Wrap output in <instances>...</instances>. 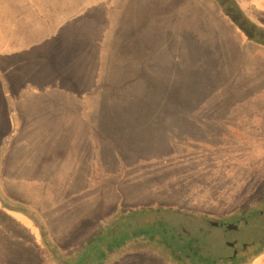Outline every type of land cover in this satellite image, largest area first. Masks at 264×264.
Wrapping results in <instances>:
<instances>
[{"label": "rangeland", "instance_id": "rangeland-1", "mask_svg": "<svg viewBox=\"0 0 264 264\" xmlns=\"http://www.w3.org/2000/svg\"><path fill=\"white\" fill-rule=\"evenodd\" d=\"M113 1L110 26L120 23L121 30L109 32L105 53L110 66L119 53L140 54L137 58L142 60L150 55L142 50L153 53V46L134 47L133 41L139 39L166 40V54L186 55L181 41L192 44L210 28H221L213 12L225 16L217 0H123L124 5L122 0ZM40 2L47 8L31 1L32 6L22 7V0H0L1 61L17 57L18 42L28 45L40 63L45 60L56 69V60L48 57L56 50L54 35L50 37L39 20H44L43 15L49 20V12L56 24L60 21L62 35L85 39L79 31L72 34L74 18L72 23L65 19L68 12L59 9V0ZM138 2L141 6L133 13ZM69 14L71 19L75 16ZM243 18L260 29L244 13ZM221 25V32L228 34L226 24L222 21ZM40 38H51V44H41ZM155 49L158 56V49L163 48ZM189 49L195 53L193 47ZM29 66L26 59L11 68V87L3 89L11 124L7 131L0 128V264H251L257 257L261 258L258 264H264V78H245L242 73L232 81L227 77L230 65L225 78L222 73L217 79L209 78L203 69L199 77L187 73L182 79H164L160 74L135 79L129 72L130 77L110 67L103 83L93 84L78 96L109 94V121L101 125L95 111L91 112L92 142L77 144L70 142V135L77 133L75 127L69 131L55 120L56 114L67 113L70 102L57 86L39 80L36 75L40 73L26 72ZM0 73L5 79L1 68ZM62 82L70 87L67 78ZM21 97L26 101L24 110L17 106ZM98 101L96 96L92 103ZM61 105L64 112H60ZM42 147L49 151L43 152L42 163L50 169L59 163L66 175L47 176V170L41 193L31 186L35 183L23 191L15 178L3 176L5 168L19 177V160ZM12 154H17L16 160L10 163ZM53 155L60 159L52 160ZM80 157L85 160L80 162ZM79 163L78 169L72 167ZM87 170L90 176H82ZM36 195L41 214L33 203ZM52 203L56 208L48 209ZM127 213L135 219L126 221ZM120 220L148 226L130 233L123 249L100 257L104 244L116 240L124 225ZM99 229L97 242L92 241ZM95 247L98 251L89 258Z\"/></svg>", "mask_w": 264, "mask_h": 264}, {"label": "crops", "instance_id": "crops-1", "mask_svg": "<svg viewBox=\"0 0 264 264\" xmlns=\"http://www.w3.org/2000/svg\"><path fill=\"white\" fill-rule=\"evenodd\" d=\"M30 1L36 5H39L41 7L43 6L40 0H22L21 6L29 7ZM39 1V2H38ZM60 7L59 9H63L65 12H68V15L65 17L66 20H72L74 18V23L71 24V30L72 34L78 33L81 34L85 39H72L71 36L68 34L62 35V33L59 31L60 27V21L57 20L58 24H56L55 18L52 15L51 12L48 13L49 20L45 19V15H43V19L38 18L39 20L43 21L44 26H46V30L48 31L47 34L53 36L54 35V50L53 53H51L48 57L51 59L56 60V63L58 64L56 69H54L55 72H57L58 75H54V78L49 74L54 72L51 67L48 66L47 61L43 60L45 63H40L39 59L34 58L33 53L30 52V48L28 45H23L17 42L18 45H16L14 53L17 55L16 58L10 61H1L0 60V68L3 71V77L0 76V128L4 130H8L10 127V120L8 116V110H7V104L5 103L4 95H3V89L6 86L11 87V80L9 79V70L11 68H15L18 64H22L26 62V59L30 62L29 70H26V72H38L41 76L36 75V77L39 80H46V84L49 86H53L56 88V86L60 92H63L65 101L68 99V101L71 104V107H68L67 113H60L55 115L56 122L58 121V125H63L65 128H68L69 131L75 130L77 133L71 134L70 138L73 137V140L70 142L72 143H90L92 142L90 134H92L91 129L94 123L90 119V113L95 111L96 117L99 118L97 122H101L103 124H107L109 121V115L108 111L110 110L108 96L107 95H98V93H91L87 97L79 98L78 96L83 91H87V88H89V91L91 90V86L97 83H103L106 75L109 74L110 67L114 70H119L122 73L128 74V72L131 74V77L133 78H149L154 77L156 74H160L158 76L163 77L164 79H168L170 77L175 78H184V75L190 74V73H196L199 77L202 73L199 72V70L203 69L206 74L209 73L208 77L212 79H217L221 77V74L223 73V78L226 76V71L228 66L229 71L227 74V77L230 78V80H234L237 78V76H240L242 73H245V78H255L259 77L260 79H263L264 75V44H260L257 41H252L246 38V36L238 30V28L229 20L226 16H217L215 12H213L214 22L217 19L218 21L222 23V21L226 24L225 28L229 29L228 34H225L221 32L222 25L220 23L221 28H213L206 31V34H200L195 39L192 44L187 45L184 41H181V45L184 48H187L186 55L179 54L175 57L170 56L169 54H166V51L168 50L166 47V40H158L157 39H144L139 41H133V46L136 47H151L153 46V53L152 49H149L147 53H145V50H142L143 54H150L146 59H138L137 54L135 55H122L118 54L114 57V63L112 66L107 65L109 62L108 55H106L105 48H107L108 45V39H109V32L110 29H116L121 30L120 23L115 25V27L112 24V27L110 26V20H109V10L113 7V0H59ZM240 7L241 11L246 14L248 17V20H250L252 23L257 24L260 29L264 30V0H235ZM76 2L81 4L80 7L76 5ZM121 1H119L120 3ZM124 2L122 0V5H124ZM117 4L118 7L120 4ZM139 4V8L141 6V2H138L133 5V13L137 12L136 8ZM34 5V6H36ZM32 6V5H31ZM38 7V6H37ZM56 9V8H55ZM140 11V10H139ZM214 11V7L213 10ZM69 12H73L75 16H72L69 14ZM216 15V16H215ZM52 17V18H51ZM97 19V22L94 21V19ZM151 18V17H150ZM100 21V22H99ZM77 22V23H76ZM90 22V23H89ZM56 25H55V24ZM55 25V26H54ZM74 25V26H73ZM78 25V26H77ZM137 25V24H136ZM204 25V24H203ZM135 27V25H132ZM213 27H217L215 25H210ZM44 28V27H43ZM138 28V27H137ZM134 29V28H133ZM136 30V29H135ZM232 34H236L238 36V39H235L231 36ZM234 34V35H235ZM78 34H75L74 37H76ZM219 35V37H218ZM228 37V39H225ZM149 40V41H147ZM50 43L51 38H40V43L42 44ZM187 42V41H186ZM51 44V43H50ZM196 45L197 49L193 46ZM126 46V43L124 44ZM52 46V45H51ZM64 46V49L61 50V47ZM129 46V45H127ZM188 46V47H187ZM193 47L195 50V53L193 54V50L189 49ZM162 47L163 49H158V53L160 55L156 56L157 50L155 48ZM255 47V48H254ZM49 48V46H44L41 48L42 51H46ZM203 49L202 50L200 49ZM189 51V52H188ZM189 53V54H188ZM32 56V57H31ZM221 57L222 59L217 58ZM20 57V58H18ZM18 58V60H17ZM205 59H208L207 61H204ZM212 59L213 61H210ZM197 60L196 64H193L190 66L189 64L192 63V61ZM116 61V62H115ZM201 61V62H200ZM8 62V63H6ZM50 62V60L48 61ZM210 62L214 63V66ZM3 64V65H1ZM217 64V67H216ZM191 67V68H190ZM113 71V70H111ZM6 72H8V77H6ZM114 72V71H113ZM5 74V75H4ZM128 74V76L130 75ZM1 75V73H0ZM45 77V78H44ZM130 77V76H129ZM10 78L12 79L11 75ZM52 78V82L50 79ZM67 78L70 84V89L64 87V83L62 82L63 79ZM113 78H116L114 76ZM48 80V81H47ZM236 83V81H235ZM234 84V83H233ZM45 86L44 84H42ZM252 85V83H251ZM23 88V85H22ZM25 89V88H24ZM214 90L216 89L213 88ZM216 91V90H215ZM24 91H22L23 93ZM22 93H16L17 96H23ZM252 93V92H251ZM99 99L98 103H92V100L94 97ZM25 102L18 98L17 100V106L21 109H25ZM58 104L60 107V103L56 102L55 105ZM62 106V105H61ZM63 108H59L60 112H64L66 109L64 106ZM118 110V108H117ZM97 111V112H96ZM94 115V113H93ZM44 116V115H42ZM104 119V121H103ZM88 125V130H86V127ZM62 126V128H63ZM75 127V129H73ZM98 133V132H97ZM99 135V134H98ZM57 142H59L57 140ZM44 151H48L46 147H42L41 150L33 152L32 154H37L36 156L32 157V154H30L28 157H23L19 161L20 162V168L21 171L20 176L17 177L15 173H13L11 170H7L4 168L3 176H10L11 178H15V183L17 186L21 187L24 191V187H28L31 184L29 183H35L31 186H36V189H39V193H41V190L45 189V185L41 183V179L46 174L47 170H50V173L47 176H54L55 173L57 176L66 175L65 172H62L60 169V165L55 166L54 169H50L48 167V163H42L43 160L41 159L42 154ZM17 154H12L10 157V163L14 159V157ZM32 157V158H31ZM57 156L53 155L52 160L60 159L56 158ZM82 160H85V157H80ZM77 160V159H76ZM92 159L89 157L88 161H91ZM86 162V161H84ZM54 167V166H53ZM74 169H78L80 167V163L78 165L72 166ZM72 168V169H73ZM7 170V171H6ZM71 170L69 171V173ZM69 175V174H67ZM74 176L75 174H71ZM82 176L88 177L90 176V170H87V172H82ZM37 180V181H35ZM85 188V187H84ZM27 190V189H26ZM87 191L88 189L85 188ZM75 195V194H74ZM79 196L75 195L74 198H77ZM34 206L37 207V213L41 214L40 209V197L37 198V195L35 199H33ZM57 204L52 203V205H48V209L50 208H56ZM67 208V207H66ZM68 216H71V213H68ZM23 220V219H21ZM56 220V219H55ZM50 220L45 221V224H48ZM24 224H30L28 223V220L22 221ZM39 252V251H38ZM38 252L36 253V257L39 256ZM42 252V250H41ZM42 254V253H41ZM260 257H257L254 259L251 264H258Z\"/></svg>", "mask_w": 264, "mask_h": 264}, {"label": "trees", "instance_id": "trees-1", "mask_svg": "<svg viewBox=\"0 0 264 264\" xmlns=\"http://www.w3.org/2000/svg\"><path fill=\"white\" fill-rule=\"evenodd\" d=\"M217 2L222 7L225 16L229 18V20L238 28L240 32H242L246 36L247 39L252 40V41L253 40L257 41L260 44H264V30L260 31L261 29H257L253 24H251L245 18H243V12L241 11L240 7L238 6L235 0H217ZM251 32H254L255 35L259 36L258 40L256 39V37L252 36ZM124 217L126 221L135 219V215L130 214V213H127ZM119 224H124V225L121 226V230L119 231L117 230L118 232L116 231L117 232L116 240L115 239L110 240L106 245L104 244V246L101 248L102 252H99L100 257L105 256L108 252H111L113 249H116V248L123 249L124 247L122 246L124 245V240L125 238H127V236L130 233L137 234L138 233L137 229L141 232V230H143L144 228L148 226L147 223H141V224H131V223H125V222L121 223V220L119 221ZM261 226L262 228H264V219L262 220ZM100 231L101 229H99L98 231L97 230L94 231V234L92 235V238H91L92 241L94 240L97 242V237L100 234ZM194 238L195 237L191 235V239H194ZM261 242H264V233L261 236ZM177 244L178 243H175L176 246ZM181 247L183 249L184 244ZM96 250L98 251L97 247L92 248L90 252L91 254H89L88 257L92 258L93 254H96L97 252ZM84 256L85 258L87 257V255H84Z\"/></svg>", "mask_w": 264, "mask_h": 264}]
</instances>
